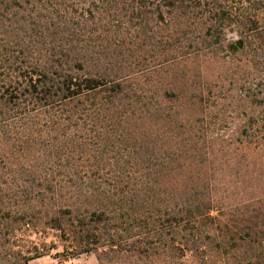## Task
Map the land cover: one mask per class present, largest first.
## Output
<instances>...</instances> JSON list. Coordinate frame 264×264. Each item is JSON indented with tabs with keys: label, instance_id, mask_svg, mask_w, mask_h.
Listing matches in <instances>:
<instances>
[{
	"label": "rangeland",
	"instance_id": "1",
	"mask_svg": "<svg viewBox=\"0 0 264 264\" xmlns=\"http://www.w3.org/2000/svg\"><path fill=\"white\" fill-rule=\"evenodd\" d=\"M116 1L81 0L80 20L70 23L84 51L78 74L124 78L136 96L128 120L92 124L78 119L79 104L57 107L52 116L41 107L25 119H3V82L33 70L43 42L22 13L0 0V223L19 229L16 251L44 254L30 264H247L242 242L226 247L214 236L228 239L226 224L236 225L248 205L264 213V157L236 144L246 105L239 87L246 35L249 21L264 26V0H120L121 10ZM103 3L106 14H96ZM71 112L79 113L70 118ZM184 170L209 172V194L223 201L213 202L222 216L201 226L200 236L187 222L175 234L170 227L163 241L154 229L163 224L164 206L178 202L139 201L124 178ZM118 178L124 180L114 188ZM158 185L182 187L170 177ZM95 211L107 213L99 224ZM21 218L31 221L30 230ZM84 219L103 234L115 232V246L103 240L66 259Z\"/></svg>",
	"mask_w": 264,
	"mask_h": 264
},
{
	"label": "trees",
	"instance_id": "2",
	"mask_svg": "<svg viewBox=\"0 0 264 264\" xmlns=\"http://www.w3.org/2000/svg\"><path fill=\"white\" fill-rule=\"evenodd\" d=\"M6 1L10 5V9L22 13L20 15L26 24L34 27V32H37L36 39L43 42V47L35 51L38 56V64L32 68L33 70H21L18 76L9 82H3L1 88L3 91V119H25L41 107L51 109L50 114L52 116L51 112L57 111L60 106H68L69 104H79L80 115H78V119L92 124H96V122H124L131 115H134L131 101H134L136 96L128 93L129 91L123 83L124 78L109 79L105 76L97 78L87 74L82 76L78 74V71H83L85 68L82 61L84 51L79 49V43L76 39L78 30L77 28L71 30L70 23L80 20L78 11L80 3H82L81 0H72V3L69 0ZM116 2L117 10L124 9L126 6V3L120 0ZM106 4L103 3L100 8L97 7L99 10H96V14H106ZM121 4L122 6L119 8ZM89 12L91 16L94 15L90 10ZM249 22L251 27L253 25L250 30L254 35L250 38L255 40L248 38L249 33L251 34L249 30L246 35L248 45L244 50L246 56L242 62L244 68L242 69L241 85H239L240 98L246 102V105L244 104L241 115L242 123L238 127L241 140H237L236 144L240 147L238 148L239 151L244 152V154H247L249 150H256L261 152L264 157V26H262V21L259 18ZM198 105H201L200 102ZM78 113L71 112L69 117L72 118V115L75 116ZM198 139L201 140L202 138L198 137ZM172 174L148 172L145 175L135 174L129 178L127 176L124 178L129 180L128 185L136 187L139 201L178 202L173 206H164L162 220H159L163 224L154 229V232L158 233L163 241H165L170 227H174L170 233L175 234L176 228L181 227V223L187 222L199 232L200 227L204 224L218 221L223 212L222 206L213 204V202L223 201H219L209 194V191H212L207 185L209 172L184 170ZM167 177L176 179L182 183V187L179 185L175 188L161 189L158 184ZM124 179L118 178L114 183V188H118V184ZM190 184H193L194 187H189ZM183 185L187 186L183 187ZM197 192L203 194L205 198L201 201L195 199L194 194ZM255 201L253 197L248 202ZM188 202L202 203L195 206ZM154 204L157 205V203ZM252 207V205L245 207V211L240 214V219L236 225L229 226L228 223L226 224V228L231 233L229 235L224 234L229 236L228 239L217 235L214 238L224 240L226 247L230 246V241L242 242L246 246L244 262L247 264H264V213L252 209ZM153 209L154 205H149L148 210L153 211ZM98 213L100 215L97 217ZM92 215L96 217L93 223L99 224L103 221L102 217L107 213L95 211L92 212ZM166 216H170L171 220L169 217L167 220ZM10 219H12L11 216ZM17 221L22 225V229L30 230L28 228L31 227V221H28L27 218H21ZM51 221L56 222V227L66 233L62 228L63 224L57 218L51 219ZM86 221V219L80 221L79 231L75 232L77 235L75 238L81 236L80 242L74 246L73 252L64 254L66 259L81 254V251L85 249L87 252H92L91 249H94L103 240H107V246L111 248L115 246L111 244L116 236L115 232L114 234L113 232L103 234L100 232L101 229L99 231V228H92ZM176 221L178 225H176ZM4 227L6 226H2L0 223V240L4 238L5 241L8 240V243L7 246H3L0 241V264H30L33 260L44 256V254H39L31 257L23 251H16L15 248L19 247V236L17 235L19 229L9 230ZM231 227L233 230H230ZM109 228V225H106L102 229L111 230ZM212 229L211 231H213ZM188 230L190 229L184 230L182 228L181 232ZM215 230L218 231V229ZM208 234L212 235L210 232ZM200 235L199 232L198 236ZM187 241L189 242V240Z\"/></svg>",
	"mask_w": 264,
	"mask_h": 264
}]
</instances>
